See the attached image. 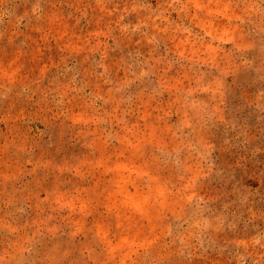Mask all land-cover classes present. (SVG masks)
I'll return each instance as SVG.
<instances>
[{"label": "rangeland", "instance_id": "1", "mask_svg": "<svg viewBox=\"0 0 264 264\" xmlns=\"http://www.w3.org/2000/svg\"><path fill=\"white\" fill-rule=\"evenodd\" d=\"M0 264H264V0H0Z\"/></svg>", "mask_w": 264, "mask_h": 264}]
</instances>
